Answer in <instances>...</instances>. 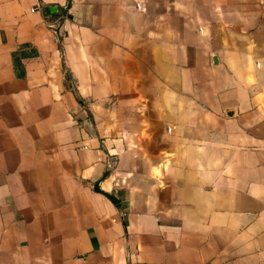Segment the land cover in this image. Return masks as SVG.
<instances>
[{"label":"crops","instance_id":"1","mask_svg":"<svg viewBox=\"0 0 264 264\" xmlns=\"http://www.w3.org/2000/svg\"><path fill=\"white\" fill-rule=\"evenodd\" d=\"M0 264H264V0H0Z\"/></svg>","mask_w":264,"mask_h":264},{"label":"water","instance_id":"2","mask_svg":"<svg viewBox=\"0 0 264 264\" xmlns=\"http://www.w3.org/2000/svg\"><path fill=\"white\" fill-rule=\"evenodd\" d=\"M98 186H99V183H98V182L95 183V185H94V189H95V190H98ZM106 196H107L110 200H113V196H112V195H110V194H106Z\"/></svg>","mask_w":264,"mask_h":264}]
</instances>
